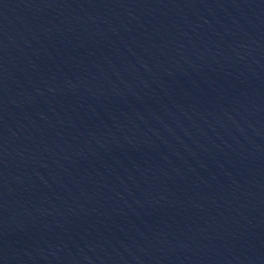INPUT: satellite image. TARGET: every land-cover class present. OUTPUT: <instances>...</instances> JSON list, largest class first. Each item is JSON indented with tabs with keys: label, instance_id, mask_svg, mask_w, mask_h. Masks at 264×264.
Returning <instances> with one entry per match:
<instances>
[{
	"label": "water",
	"instance_id": "95a60500",
	"mask_svg": "<svg viewBox=\"0 0 264 264\" xmlns=\"http://www.w3.org/2000/svg\"><path fill=\"white\" fill-rule=\"evenodd\" d=\"M0 264H25V263L0 255Z\"/></svg>",
	"mask_w": 264,
	"mask_h": 264
}]
</instances>
